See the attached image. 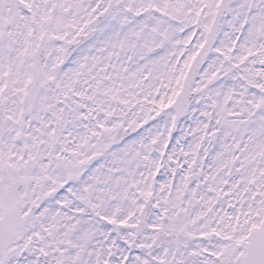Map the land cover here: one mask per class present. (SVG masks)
<instances>
[{
	"label": "snow or ice",
	"instance_id": "snow-or-ice-1",
	"mask_svg": "<svg viewBox=\"0 0 264 264\" xmlns=\"http://www.w3.org/2000/svg\"><path fill=\"white\" fill-rule=\"evenodd\" d=\"M0 264H264V0H0Z\"/></svg>",
	"mask_w": 264,
	"mask_h": 264
}]
</instances>
